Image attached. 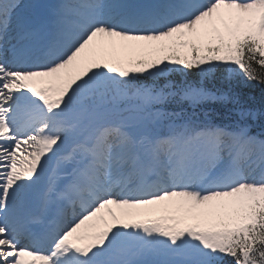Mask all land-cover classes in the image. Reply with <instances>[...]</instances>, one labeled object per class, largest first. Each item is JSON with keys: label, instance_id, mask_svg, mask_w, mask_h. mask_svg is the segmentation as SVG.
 <instances>
[{"label": "snow or ice", "instance_id": "6c2138e0", "mask_svg": "<svg viewBox=\"0 0 264 264\" xmlns=\"http://www.w3.org/2000/svg\"><path fill=\"white\" fill-rule=\"evenodd\" d=\"M15 7L0 2V264H264V141L190 122L153 135L179 115L171 98L217 97L141 83L223 68L264 85V0H59L46 50L31 31L12 43ZM117 99L155 119L131 124ZM53 161L72 212L37 233L29 209Z\"/></svg>", "mask_w": 264, "mask_h": 264}, {"label": "trees", "instance_id": "16d2710c", "mask_svg": "<svg viewBox=\"0 0 264 264\" xmlns=\"http://www.w3.org/2000/svg\"><path fill=\"white\" fill-rule=\"evenodd\" d=\"M142 82L156 88L168 82L174 86L168 87L172 92H179L189 85L204 88L217 99L206 100L197 105L184 101V108L193 105L195 112L202 113L209 120L234 123L237 127L247 123L264 133V85L249 81L243 76L230 75L226 69L221 68L207 76L192 71L187 74L172 73L165 78L146 79ZM181 108L183 107L177 110L182 111Z\"/></svg>", "mask_w": 264, "mask_h": 264}, {"label": "rangeland", "instance_id": "374dc122", "mask_svg": "<svg viewBox=\"0 0 264 264\" xmlns=\"http://www.w3.org/2000/svg\"><path fill=\"white\" fill-rule=\"evenodd\" d=\"M120 1H123V0H111V1L110 0H104L103 3L105 5H109L111 2V4L115 5L117 2H120ZM148 1H151V0H148ZM56 3H58V2H56V0H51L48 3H44V4L42 3V0H18L16 2V7L14 9L13 17L11 20V24L13 26V29L11 30V34L16 33L17 34L16 37H17L22 31L29 32L30 26L26 25V23H25L26 22L25 20L27 18H30L32 20L39 21V22H45L46 21L45 19L47 18V20H49V23H50V21L52 19L51 9ZM30 31H31V29H30ZM50 33H51V31L43 34L42 37L40 36L39 33L34 34L30 37L29 40L24 41V43L34 45V47H35L39 44V42H41L40 39H42L44 37H45V39L48 38ZM54 40H55V38H54ZM154 112L155 111H152V113H154ZM139 115H144L146 122H147V120L155 119L154 116H149L148 113H143V114H139ZM136 117L137 116H135L134 119L131 120V123L137 124ZM178 118H180V116H178ZM226 131H229V130H226ZM229 132H231V131H229ZM251 137H253V136H251ZM254 138L259 140V141H264L262 139L256 138L255 136H254ZM67 143H70V144L72 143V145H73L72 140H69ZM61 155H63V152L61 153ZM257 171L259 172L260 169H257ZM44 179H45V175H44L41 183L34 189L35 195L38 194L39 189L43 190L44 187L41 188V185L43 183L45 185L47 182V181H44ZM160 207L162 208L163 206H160ZM40 219L42 220V217H40ZM169 259H177V258L169 257Z\"/></svg>", "mask_w": 264, "mask_h": 264}, {"label": "bare ground", "instance_id": "6f19581e", "mask_svg": "<svg viewBox=\"0 0 264 264\" xmlns=\"http://www.w3.org/2000/svg\"><path fill=\"white\" fill-rule=\"evenodd\" d=\"M47 24L48 23L46 21L45 25H47ZM41 48H44L46 50V47L44 45L41 46V43L37 47H35V49H41ZM63 148H64V151H67L70 148V146L69 145H65ZM56 168H57V165H56ZM57 202H59L58 198L53 199V201H48V204H47V206L45 208V211H47L50 207H53V206L57 205ZM58 207H60V204L57 205V208Z\"/></svg>", "mask_w": 264, "mask_h": 264}]
</instances>
